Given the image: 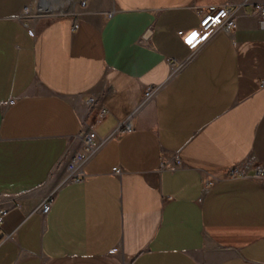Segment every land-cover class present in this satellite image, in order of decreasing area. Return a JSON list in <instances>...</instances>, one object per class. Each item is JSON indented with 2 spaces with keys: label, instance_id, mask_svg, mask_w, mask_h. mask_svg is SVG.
<instances>
[{
  "label": "crops",
  "instance_id": "1",
  "mask_svg": "<svg viewBox=\"0 0 264 264\" xmlns=\"http://www.w3.org/2000/svg\"><path fill=\"white\" fill-rule=\"evenodd\" d=\"M34 1L0 0V264H264L254 3L180 65L198 10L234 0H55L47 9L66 12L13 17ZM104 107L94 127L106 142L67 179L82 125Z\"/></svg>",
  "mask_w": 264,
  "mask_h": 264
},
{
  "label": "built area",
  "instance_id": "2",
  "mask_svg": "<svg viewBox=\"0 0 264 264\" xmlns=\"http://www.w3.org/2000/svg\"><path fill=\"white\" fill-rule=\"evenodd\" d=\"M82 1V0H81ZM247 2L254 3L255 12L261 16V19L264 21V2H253L252 0H234L230 3H222L217 5H209L207 7H204V9L198 10L200 23L199 25L193 27L192 29L188 31H184L182 33V40L185 42L186 45H188L190 49V54L188 57H186L180 65L184 64L187 60L192 58V55L195 51H197L205 42V40L218 31V29L226 30L228 33H231L233 29L236 26L237 23V17H236V11L240 10L243 5ZM87 3V1H82V5ZM113 15V13H109L107 16L110 17ZM21 13H15L13 14V17L20 18ZM31 34H33L32 30L29 31ZM193 34H195V37L193 38ZM189 39H191V43H189ZM179 65V66H180ZM159 89L158 85H149L145 87V90L143 91V97L148 98L152 97L155 94V91ZM93 97L89 98V103H93ZM107 109L99 108L95 111V117L92 121V124L86 125L84 123L82 125V130L79 133L83 137L84 140V146L79 152L73 153L71 157H69L65 161V167H66V177L70 180H76L80 181L83 175L85 174L84 169V162L93 157L95 152L98 150L100 146H102L106 142V138L102 141H100L97 138L96 134V128L94 127L96 123L100 122L104 119V117L107 115ZM128 131L132 130V127H127ZM177 164L172 167H181L182 162L179 161L178 157L175 156ZM249 165L246 166H237L235 168H230L227 173L229 175H232V177H236L237 175H243L245 174L244 168H246ZM116 172L118 173L120 170H117L114 168ZM255 172L258 175V177L264 176V169L261 167L256 166ZM211 183V181H208V184ZM53 198L51 196H48L46 199L43 200L41 203V212L42 214L48 212L51 207L50 203ZM8 211V208L6 206L0 207V233L2 232L3 228V220H4V214H6ZM11 237V234L9 233H3V238H9ZM117 248H114L113 251H116Z\"/></svg>",
  "mask_w": 264,
  "mask_h": 264
},
{
  "label": "rangeland",
  "instance_id": "3",
  "mask_svg": "<svg viewBox=\"0 0 264 264\" xmlns=\"http://www.w3.org/2000/svg\"><path fill=\"white\" fill-rule=\"evenodd\" d=\"M47 2H53L54 4H57L55 0H47ZM38 0L34 1L32 4H27L25 5L21 12L20 18L22 19H35L36 17L43 16V17H48V16H53V15H60L61 13L66 12V8L63 7L62 5L59 6H52L50 9H45L43 6L38 7ZM49 4V3H48ZM47 6V5H46ZM42 14V15H40ZM26 22V21H25Z\"/></svg>",
  "mask_w": 264,
  "mask_h": 264
},
{
  "label": "water",
  "instance_id": "4",
  "mask_svg": "<svg viewBox=\"0 0 264 264\" xmlns=\"http://www.w3.org/2000/svg\"><path fill=\"white\" fill-rule=\"evenodd\" d=\"M46 5H48L47 0H40V2L38 4L39 7L43 6V8L47 9Z\"/></svg>",
  "mask_w": 264,
  "mask_h": 264
},
{
  "label": "snow or ice",
  "instance_id": "5",
  "mask_svg": "<svg viewBox=\"0 0 264 264\" xmlns=\"http://www.w3.org/2000/svg\"><path fill=\"white\" fill-rule=\"evenodd\" d=\"M195 37V34H193V38ZM189 43H191V39H189Z\"/></svg>",
  "mask_w": 264,
  "mask_h": 264
}]
</instances>
